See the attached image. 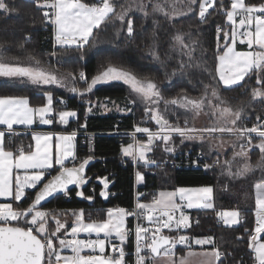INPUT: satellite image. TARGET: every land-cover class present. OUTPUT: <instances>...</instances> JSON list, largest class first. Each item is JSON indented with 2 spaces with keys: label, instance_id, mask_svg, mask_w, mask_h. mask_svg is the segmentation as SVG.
Returning a JSON list of instances; mask_svg holds the SVG:
<instances>
[{
  "label": "snow or ice",
  "instance_id": "1",
  "mask_svg": "<svg viewBox=\"0 0 264 264\" xmlns=\"http://www.w3.org/2000/svg\"><path fill=\"white\" fill-rule=\"evenodd\" d=\"M33 2L38 7L49 9L43 15L54 26L56 45L65 48L82 49L88 46L91 43L94 30H100L102 25L109 22L115 23L113 17L123 25L129 11L122 7L117 13L114 0H96L93 3H87L84 0H42V2L33 0ZM197 3L198 17L203 21L208 10L215 6L216 0H188V11H193L191 6L197 5ZM149 5L152 7V14L159 12L165 17L169 16L162 3L153 2V0L144 3L141 0L139 8L145 17L150 15L147 11ZM0 10L9 13L12 11L5 0H0ZM220 10L226 16V22L230 25L231 30L225 31L220 26H217L216 29L217 39L219 40L222 35L225 41L222 54L216 57L219 62L215 69L218 74L217 83L225 88H232L243 81L249 73L256 71L262 74L257 76V83L264 84V3L250 4L246 0H230V6L225 8L221 3ZM180 14L172 12V16ZM126 27L127 34L133 35L132 19L126 20ZM120 31L122 29H117V35ZM238 38L241 44L247 45V51L236 50ZM173 39L182 49H189V59H191V49L184 44V37L176 35ZM217 50L220 51L219 45ZM156 58L159 59L158 56ZM29 60L28 66H22L19 62L0 61V76L27 78L37 85H58L61 87H67L69 77L73 80L76 78L73 73L59 76L44 68L41 62L35 60L34 57H30ZM32 62H34V66ZM189 66V64L181 62L179 68L173 69L171 75L175 76L178 71L183 75L185 74L184 70ZM165 75L167 77L169 74L166 72ZM78 78L86 84V87L81 89L73 86L69 89L72 93L89 94L98 84L119 80L129 85L131 91L145 105V115L149 116L158 128L153 131L147 127L134 126L135 133L146 134V141L138 140L133 135L131 143L121 146L122 154L134 162H143L144 165L154 164L155 161L149 158V154L153 152L158 141L164 142L165 150L172 152L173 149L167 145L171 142L174 133L189 140L196 138L203 140L205 136L211 137L217 133L221 136L224 134L235 136L236 141L221 139L215 145L222 147L225 143H232L234 146L239 144L241 150L234 152L233 159L236 156H247L241 140L246 138L247 144L251 145L252 134L255 133L259 138V143L256 146L264 153V124L254 125L251 128L236 127L241 118V109L234 111L231 107L222 106L227 102L219 97L216 88H211L209 85L204 86L205 92L200 99H189L184 95L179 99L166 100L155 82L147 77L140 79L131 71L120 66L109 64L90 81L84 71L78 73ZM209 92L211 97L218 101L217 104H211V100L208 99ZM251 94L254 98H264V90L261 88H253ZM45 95L47 103L38 107L30 106L29 98L26 96H0V125L4 126V129L0 130V198H11L12 201L0 203V264H61V262L63 264H125L123 245L132 234L126 227L128 217H135L137 221L143 219L149 225L146 227L138 222L135 226L136 264H150V261L154 262L158 259L166 260V264H190L189 257L192 256L203 257L202 264H217L220 261L221 253L216 247H213L211 251L198 253L189 251L187 256L179 258L178 261L174 260L175 246L187 244L189 238L185 235L170 237L162 234L164 229L179 231L182 227L190 226V218L184 212L185 206L188 209L193 207L214 208L212 202L214 189L210 185L195 188L178 187L171 191L161 190L148 203L141 202L138 197L132 210L122 207L109 208L106 218L99 220L91 219L90 214L86 220L84 209L70 210L71 215L75 217L70 229L66 222H61L56 214H52L51 219L55 221L56 226L54 230L50 231L48 227L49 213L38 210V206L43 201L58 192L67 194L69 185H76L81 189L76 192L78 197L88 201H92L94 197L85 195L82 190V186L89 182L85 176V167L92 157L84 159L79 166L73 164L72 167H67L65 164L69 158H72L73 161L76 159L74 150L76 131L67 134L33 133L34 144L29 145L28 150L22 146L15 151L6 148V135L13 134L14 125L32 126L36 122L37 116L41 124L51 125L54 123L52 118H47L53 112V95L51 93ZM206 100L216 110L214 114L217 118L212 127L203 129L188 127L187 121L184 122L185 127L171 125L160 110V104L163 103L165 110L169 105L180 106L190 111L193 116H198L205 107ZM60 102L63 103V100L61 99ZM92 107L94 105L89 102L87 111L91 112ZM57 115L60 124H68L70 117H77V112L62 110ZM228 124L232 126H226ZM81 127H86V125H81ZM216 163L222 168L227 165L230 176H243L251 170V166L246 163L233 174L231 171L232 161H224L223 164H220L219 161ZM261 163H264V159ZM55 166H59L57 174L47 178V170L53 169ZM204 167L211 166L205 165ZM136 177L138 181L144 178L140 171L136 172ZM97 179L103 184L99 194L106 199L108 178L97 177ZM26 188L38 190L27 208H14L15 203L22 202L25 198ZM255 190L256 221L255 228L251 230L249 236L248 246L255 253L256 264H264V241L260 240V235L264 233V183L255 184ZM177 213H179L178 216ZM216 214L225 225H234L239 222L240 213L238 210L221 211ZM246 231L249 230L246 229ZM80 233H95L96 238L80 239L78 238ZM101 234H103V238H101ZM114 240H118L119 244L114 243ZM195 243L211 245L214 244V240L210 237L197 238ZM108 245H111L113 253L111 255L106 252ZM65 249L69 250L71 255H63ZM85 250H88L89 254H83ZM144 250H147L150 255L142 254Z\"/></svg>",
  "mask_w": 264,
  "mask_h": 264
},
{
  "label": "trees",
  "instance_id": "2",
  "mask_svg": "<svg viewBox=\"0 0 264 264\" xmlns=\"http://www.w3.org/2000/svg\"><path fill=\"white\" fill-rule=\"evenodd\" d=\"M130 1L114 0L116 12H120L122 7L126 8ZM228 1L216 0L215 6L201 21L198 17V3L191 6L193 11L189 12L188 0H183L180 8L183 14L172 16L168 11L169 4L164 0H153L165 6V10L169 13L168 17L159 12L152 14L151 5L147 8L149 16L145 17L141 11H132L126 16L123 25L113 17L115 23L109 22L102 25L100 30H94L91 38L94 40L88 46L77 49L75 47L61 48L55 44L53 25L44 17V8L28 0H5L12 11L9 13L0 10V61L19 62L25 65L30 62V57L41 58L42 61L48 58L51 63L55 58L65 68L73 67V69L84 71L89 81L112 64L131 71L140 79L147 77L152 80L158 85L166 100L179 99L184 95L189 99H200L205 92L204 86L209 85L211 88H216L219 97L227 102V106L235 110L241 109L238 126L247 128L264 117V98H254L251 94L253 88L264 90V84L257 83V76L262 74L256 71L248 74L240 84L232 88H225L217 83L218 74L215 69L218 60L216 57L222 54L225 41L222 35L219 40L217 39L216 29L217 26H221L225 31L231 30L226 22V16L220 10L221 3L225 8L229 7ZM84 2L93 3L96 0H84ZM246 2L259 4L264 3V0H246ZM127 19L133 21L134 32L131 36L127 34ZM117 29H122L119 35H117ZM176 35L184 37V44L191 49V59H189V49H182L174 41L173 38ZM218 45L220 51L217 50ZM157 56L159 59L156 58ZM181 62L190 65L184 70L185 74L182 75L178 71L175 76H172L173 69H178ZM166 72L169 74L167 77ZM85 86L86 84L83 85ZM71 87L73 86L67 87L66 91L55 87L35 86L27 78L8 77L0 80V95H26L30 97L33 104H44L45 92H52L56 99L64 98L65 108L79 111L78 120L71 122L65 129H71L77 123L85 122L86 130L96 135L94 154H88L83 136H77V157L81 159V162L89 156L92 157L85 167V176L89 182L82 186V190L85 195H91L94 199L88 201L78 197L76 192L81 189L73 185L67 194L64 192L54 194L42 202L38 209L57 211L84 209L86 217L88 218L90 214L91 219H104L109 208L122 207L131 210L135 203V168L133 160L122 154L121 146L127 143L125 134L134 131V126L139 125L140 120H144L143 126L153 131L157 130L158 126L145 115L144 111L139 112L142 103L135 99L137 96L126 83L112 82L97 85L91 93L80 95V97L69 91ZM86 99L91 102L108 99L117 104L126 103L130 112L105 115L94 113L86 116ZM133 101L135 103L131 108L130 103ZM160 110L170 124L185 127L184 122L187 121V126L192 127L194 116L185 108L169 105L165 110L161 103ZM173 135L176 138L174 144H178L183 138L178 134ZM225 135L228 134L222 136ZM141 139H146V136H141ZM162 143V141L156 143L149 158L161 161L172 158L173 152L163 149ZM22 145L26 146V150L31 145L26 130H17L14 134L6 135L8 148L16 150ZM187 149L202 150L210 159L215 157L221 159L220 153L211 152L208 144L192 141L185 144V147L177 148L176 151L183 152ZM253 152H256V149ZM226 171L227 167L223 169L219 166L205 171L167 165L158 169L155 174L145 175L138 191L148 190L151 194H157L161 189L213 186L215 208L194 211V214L199 215V219L196 224L191 225L188 234L191 236L213 235L215 247L220 250L221 255L249 258L253 256L248 245L255 221V184L260 178L257 175L258 172L253 171L235 180ZM57 172L58 170L54 169L51 176ZM97 177L108 178L106 199L99 194L103 184ZM37 190H29L22 202L16 203V207L27 208ZM220 209H238L244 216V221L234 227L223 226L216 214V211ZM132 223L133 220L130 218L129 226ZM49 226L50 231L53 230V225ZM262 240H264V233H262ZM131 246L132 243L129 242L127 248L131 249ZM176 250L178 253L184 252V249L179 247ZM128 259H131L130 256Z\"/></svg>",
  "mask_w": 264,
  "mask_h": 264
},
{
  "label": "rangeland",
  "instance_id": "3",
  "mask_svg": "<svg viewBox=\"0 0 264 264\" xmlns=\"http://www.w3.org/2000/svg\"><path fill=\"white\" fill-rule=\"evenodd\" d=\"M164 1L167 4H169V9L170 10H168V11L170 12L171 15H172V12L173 11H175L177 13H181L180 15L183 14V12L180 11V8L182 6L183 0H164ZM143 2L144 3H148V0H143ZM140 3H141V0H131L128 3V6L126 7L127 9H129L128 13H130L132 11H141L140 8H139V4ZM54 39H55V34H54ZM93 40L91 39V41H93ZM57 46H59V45H57ZM61 48H63V47H61ZM72 48H74V47H72ZM35 60H39L44 68L49 69L50 71L56 73L59 76H67L68 73H73V75L76 77V73L78 71H80L79 69H73V67H70L68 69V68H65L64 66H61L55 60V58H53V60H52L54 63L53 62L51 63V61H49L48 58L45 61H42L41 58H37ZM29 63L30 62H28V63H26L25 65H22V66H28ZM32 63H33V66H34V62H32ZM5 78H8V77L0 76V80L5 79ZM112 82H123V81L116 80V81H111V82H108V83H101V84H109V83H112ZM101 84H98V85H101ZM34 85L35 86H42V87H55V88H59L61 90H64L65 89L66 91H67V87H69L70 85L71 86H74L75 85V87L81 88V89H83V88L86 87V86L83 87V85H85V83L82 82V81H80L78 77H76L74 80L71 77H69L68 78V81H67V87H61V86H58V85H37V84H34ZM78 96L80 97L79 94H78ZM135 96H136V94H135ZM135 99H137L140 103H142L138 99V97L135 98ZM208 99L211 100V104H213V105H215V104L218 103V101L216 99L212 98L211 95L208 96ZM86 100H87L86 106L88 108L89 107V102H91V101H89L88 99H86ZM91 104L94 105V107H92V110H91L92 113H94V112H100V113L110 112V113H115L117 111L119 112L121 109H122V111L123 110H126V109L128 110V107H129L126 103L125 104H117L115 102L113 103L111 101H105V100L104 101L103 100L102 101H94V102H91ZM132 106H133V102H132L131 108H132ZM222 106H227V105H222ZM141 107L142 108L139 107V109H140L139 112L143 113V111L145 109V105L142 103V106ZM227 107H229V106H227ZM233 110L235 111V109H233ZM215 111L216 110L213 107H211L208 104V101L206 100L205 101V107L202 109L201 114L198 115V116H194V120H193L192 127H195L197 129H203V128H206V127H212L215 124L216 118H217L216 115L214 114ZM142 124H144V120H140L139 121V126L145 127ZM171 125H173V124H171ZM220 126H224V125H220ZM226 126L231 127L232 125L231 124H228ZM236 127L240 128L238 126V122H237ZM173 136L174 135L172 134V140L167 145V147L173 149V151H172L173 154L179 152V151H176L177 148H179L181 146H184L185 147V144H187L188 142H191L192 141V142L199 143V144L202 143L204 145L208 144L209 145V149H210L211 152H214L215 151L214 149H216V148L218 149L219 148V150H221V152H220L221 159L224 157L225 153L227 152V147L226 146H222V147L215 146L216 145V142H218L221 139L224 140V141L225 140L226 141H236L237 140V139H235L236 137H234L232 139H228V137L227 138L226 137H222L220 134L217 133V134H214L211 137L205 136L203 140H201L199 138L191 139V140L186 139V138H182V139L179 140V143L178 144H176V143L174 144V140H176V138H174ZM214 136H216V137H214ZM225 136H229V135H225ZM140 140L141 141H146V139H141V138H140ZM128 143H131V142H127L124 145H127ZM258 143H259V139L253 141V143L251 144V146L248 147L247 149H245V151L247 152V156L246 157L236 156V158L233 159L234 151L232 152V154L230 155V158L231 159L229 161H232L231 171H232L233 174L236 173V171L238 170V168H242L244 166V164H246V163L251 166V170L248 173H246L245 175H243V176H235V175L230 176L229 175L231 178H234L236 180V179H239L241 177L247 176L248 174H250L253 171H257L258 172L257 175L260 178V180L257 183H264V163H261L262 159H264V153H262L260 151V149L256 146V145H258ZM230 144H232V143H230ZM164 146H165V144L163 142L162 143L163 149H165V147H166V146L165 147ZM255 149H256V152H253V150H255ZM240 150H238L236 148L235 152H239ZM126 158H129V157H126ZM129 159L132 160L131 158H129ZM227 169H228V167H227ZM228 171H229V169H228ZM228 171H226L227 174H228ZM191 188H195V187H191ZM195 208L196 209H204V208H199V207H193L190 210L195 209ZM195 222L197 223L198 221H196V220L193 219V225H194ZM261 241H264V240L261 239ZM252 254L255 255L254 252ZM254 255L252 257L255 259Z\"/></svg>",
  "mask_w": 264,
  "mask_h": 264
},
{
  "label": "crops",
  "instance_id": "4",
  "mask_svg": "<svg viewBox=\"0 0 264 264\" xmlns=\"http://www.w3.org/2000/svg\"><path fill=\"white\" fill-rule=\"evenodd\" d=\"M235 47H236V50L237 51H247L248 50L246 44H241L239 42V38L237 40V44H236ZM46 93H51L53 95L52 92H45L44 93L45 103H47V99H46V95H45ZM0 96H3V95H0ZM8 96H26V95H8ZM26 97L29 98L30 106H32V107H38V106H42L43 105V104H38V103L37 104H33L31 102L30 97L29 96H26ZM61 99L63 100V103H59V101H61ZM105 101H109V100L108 99H105ZM130 105H132V103H130ZM65 106H66V100L64 98L59 97V98L56 99L54 97V95H53V105H52L53 112L50 113L48 115V117H47V118H52L54 120V123L53 124H51V125L41 124V123H39V118L37 116L36 122L32 126L14 125L13 130H12L13 131V134L17 130H26L27 131V134L30 137L31 145H33L34 144V142L32 140L33 133H45V132L65 133V134L71 133L72 131H74V127L71 128V129H65V128L68 127L71 122H76L78 120V113H79V111L78 110H74V109H67V108H65ZM62 110H74V111L77 112V117H74V118L73 117H70L68 124H60L59 123V118H58V115L57 114H58L59 111H62ZM119 112L129 113L130 111H129V109L128 110L126 109V110H123V111L121 109ZM119 112L117 111L115 113H119ZM94 113H98V114H101V115H105V114H109L110 112H104V113L94 112ZM94 113H92V112L90 113V112L87 111L86 116H89V115L94 114ZM2 129H4V126L0 125V130H2ZM214 137H216V136H214ZM222 137H226V138L228 137V139H232L235 136H232V137L231 136H222ZM235 139H237V138H235ZM5 143H6V140H5ZM241 143H242V140H241ZM54 144H55V138L53 139V151H54ZM74 145H75V149L74 150H75V154H76V157H77V136H76V138L74 140ZM223 146H226L227 147V152L225 153L224 157L222 159H220V164H223L224 161H229L231 159L230 158V155L232 154L233 151L235 152L236 148L238 150H240L239 144H236L234 146L233 144L225 143ZM6 148L9 149V150L15 151L14 149L8 148L7 146H6ZM245 149H247V148H245ZM214 150H215L214 152H217V153H220L221 152V150H219V148L218 149L216 148ZM217 158H219V157H217ZM65 164H66L67 167H72L73 164H75V163L72 160V158H69V160L66 161ZM75 166H77V164H75ZM226 167H228V166L225 165L223 167V169H225ZM54 169L59 170V166H55L53 169H48L47 172H46V177L47 176H50L51 177V172ZM227 171H228V169H227ZM185 188H191V187H185ZM29 190H33V189L32 188H26L25 189V194H26L25 197L27 196V193H28ZM161 190L171 191V190H174V189H161ZM161 190H158L157 195H158L159 191H161ZM255 200H256V190H255ZM8 202H12L11 201V198H0V203H8ZM212 202L214 204V201H212ZM17 203H19V202H17ZM15 207H16V203L14 204V208ZM214 208H215V206H214ZM214 208H212V209H214ZM185 209H186L185 215H187L190 218V226L189 227H191V225H193L194 211H196L198 209L195 208V209L190 210V209H187V207ZM38 210H43V211H46V212L49 213V223H48V227H50L49 226L50 224L53 225V230L55 229V226L56 225H55V221L51 219L52 214H56V216L58 217V219L61 222H66L67 227L69 229L71 228L72 223L75 220V217L71 215V211L70 210H61V211L49 210V209H38ZM76 210H79V209H76ZM208 210H211V209H208ZM231 210H238V209H220L219 211H216V213L217 212H221V211H231ZM239 213H240V211H239ZM254 217H255V221H256L255 212H254ZM105 218H106V215H105ZM130 218L131 217H128L127 220H126V227L127 228L129 227V219ZM218 219H219L220 224H222L223 226H226V227H234V226H237L240 223V219H239V222L237 224H234V225H225L224 222H223V220L220 217H218ZM86 220H87V217H86ZM93 220H99V219H93ZM194 224H196V223H194ZM63 231L64 230L62 229L61 232L63 233ZM187 237L189 238L187 244H184L183 246H178V245L175 246V249H174V253L175 254L173 256V259L174 260H177L178 261L179 258L184 257V256H187V254H188L189 251L197 252L198 253V252H201V251H211L212 248L215 247V238H214L213 235H205V236H201V235L198 236V235H196V236H191V235L188 234ZM206 237L212 238L214 240V244H211V245H197L195 243V240L197 238L203 239V238H206ZM69 238H71V237H69ZM78 238H80V239H89V238L95 239L96 238V235H95V233H91V234H89V233H80ZM101 238H103V234H101ZM113 242L116 243V242H119V241L118 240H114ZM127 244H128V240H126V242L124 243V246L126 248H127ZM57 246H58V241H57ZM110 247H111V245L106 246V252H107V250ZM177 247L184 249V252L183 253H178L177 250H176ZM85 253L86 254H89L88 250H85ZM62 254L63 255H71V252L69 250L65 249ZM146 256H148V255H146ZM254 257H255V255H254ZM189 261H190V264H202L203 257H201V256H192V257H189ZM218 262H217V264H218ZM150 264H166V260H164V259H158V260H156L154 262L153 261H150Z\"/></svg>",
  "mask_w": 264,
  "mask_h": 264
},
{
  "label": "built area",
  "instance_id": "5",
  "mask_svg": "<svg viewBox=\"0 0 264 264\" xmlns=\"http://www.w3.org/2000/svg\"><path fill=\"white\" fill-rule=\"evenodd\" d=\"M29 1L33 2V0H29ZM228 4L230 6V0L228 1ZM44 10L45 11H49V9H47V8H44ZM210 10H211V8L208 10V13H209ZM208 13H206V16L208 15ZM221 28H223V27H221ZM52 30L54 31V26H53ZM80 71H82V70H80ZM80 71H78L76 73V77H78V73ZM59 103H61V102L59 101ZM121 115H123V114H121ZM261 124H264V117L260 121H258L257 123L253 122L247 128H251L254 125H261ZM81 125H86V123L85 122L77 123L74 126V131L77 132V136H83V138H84V146H85L88 154H94V152H95L96 135L94 133L90 132V131H87L86 127H81ZM133 135H135V137L138 140H140L141 136H146L145 133H135V131H132V132H128V133L125 134V136H126L125 141L132 142ZM252 139H253V141H255L256 139H259V138L256 136L255 133H253L252 134ZM242 143L244 144V148H248L250 146L249 144H247L246 138L242 139ZM22 147H24V149L26 150V146L25 145H22ZM150 159L154 160L155 163L154 164H149V165H144L143 162L137 163V162L133 161L134 168H135L134 176H135V185H136L135 203H134L133 208L135 207V204L137 202V198L138 197L140 198L141 202L148 203V202H150L152 200L154 195H157V194H151L148 190L138 191V187L140 186L141 181L143 179L140 180V181L137 180V177H136V172L137 171L142 172L143 173V177L145 175L155 174L158 171V169L163 168V167H165L167 165H171V166L177 167V168H181V167L189 168L190 167V168H193V169H201V170H205L206 171V170H211V169L215 168L216 166H218L217 163H216L217 161L220 162V159L217 158V157H215L213 159H210V158H208L205 155V153L202 150H193V149H187V150H185L183 152L174 153L172 158H169V159H166V160H163V161L156 160L154 158H150ZM194 161H195V163H193ZM80 162H81V159L76 157V159L74 160V163L78 164ZM205 165H210L211 167L205 168L204 167ZM185 208H186V206H185ZM185 208H184V212L186 211ZM178 215H179V213H177V216ZM131 218L133 220V223H132L131 226L128 227V229L130 230V232L132 234L129 235L127 240H128V243L129 242L132 243V246H131V249H128V248H126L123 245L124 251H125V264H136V260H137V257H136V238H135V226H136V224L139 222L143 226H146V227L149 226L147 224V221H145L143 219H140L139 221H137V219L135 217H131ZM198 219H199V215L197 213H195L194 214V220L198 221ZM239 219H240V222H243L244 221V216L241 214ZM254 228H255V222H254V225H253L252 229H254ZM189 230H190V227H187V228L182 227L179 231H177L175 229H173L172 231L164 229L162 234L170 236V237H178L180 235L188 236ZM250 234H251V232H250ZM116 243L119 244V242H116ZM177 245L178 246H183L182 244H177ZM107 253L110 254V255L113 254L111 247L107 250ZM83 254H86V253H83ZM142 254L148 255L147 250H144L142 252ZM129 256H130L131 259H128ZM221 262H222V264H256V261H254V258L252 256L247 258V257H243V256H241V257H234L232 255L231 256H227L225 254L221 255L220 261L218 262V264H221ZM61 264H63V262H61Z\"/></svg>",
  "mask_w": 264,
  "mask_h": 264
},
{
  "label": "water",
  "instance_id": "6",
  "mask_svg": "<svg viewBox=\"0 0 264 264\" xmlns=\"http://www.w3.org/2000/svg\"><path fill=\"white\" fill-rule=\"evenodd\" d=\"M71 186H73V185H69V188L71 187ZM59 193V192H58ZM50 198V197H49ZM49 198H47L46 200H48ZM45 200V201H46ZM44 202V201H43ZM262 239V234L260 235V240Z\"/></svg>",
  "mask_w": 264,
  "mask_h": 264
},
{
  "label": "bare ground",
  "instance_id": "7",
  "mask_svg": "<svg viewBox=\"0 0 264 264\" xmlns=\"http://www.w3.org/2000/svg\"><path fill=\"white\" fill-rule=\"evenodd\" d=\"M79 137H81V136H79Z\"/></svg>",
  "mask_w": 264,
  "mask_h": 264
}]
</instances>
